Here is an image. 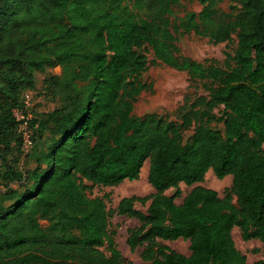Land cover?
<instances>
[{
  "label": "trees",
  "instance_id": "1",
  "mask_svg": "<svg viewBox=\"0 0 264 264\" xmlns=\"http://www.w3.org/2000/svg\"><path fill=\"white\" fill-rule=\"evenodd\" d=\"M196 1L199 11L180 16V0H0V264H131L114 213L139 221L126 242L152 264H264L232 238L237 227L264 246V0H231L228 10ZM190 32L213 43L235 34L237 47L224 67L199 61L178 45ZM149 51L203 90L185 96L177 119L133 113L152 88L140 79ZM56 67L43 84L57 106L39 116L30 105L38 130L25 145L13 110L35 89V71ZM145 162L153 193L115 208L109 194L91 196L95 185L137 179ZM209 170L231 175L223 195L195 185L177 203L180 184ZM179 238L189 254L162 242Z\"/></svg>",
  "mask_w": 264,
  "mask_h": 264
},
{
  "label": "rangeland",
  "instance_id": "2",
  "mask_svg": "<svg viewBox=\"0 0 264 264\" xmlns=\"http://www.w3.org/2000/svg\"><path fill=\"white\" fill-rule=\"evenodd\" d=\"M179 15L184 14V10L199 11L201 5L196 0H180ZM233 3L231 0H224L220 7L228 10V4ZM178 45L181 53L193 59L204 61L206 59L215 60L219 65H225L226 53L233 54L237 47V37L232 35L231 39L225 42L213 43L209 38L197 35L193 32L183 34L180 36ZM149 63L147 69L141 73L140 79L147 83H152V88L147 91H142L134 101L133 113L141 116L146 113L156 112L165 114L170 119H177L176 110L184 102L186 95L193 96L195 93H202L203 90L198 82L191 85L189 75L186 71L174 69L165 65L159 60L154 59L152 51L148 52ZM60 68H48L45 71H35L36 87L32 90H27L24 94V99H29L31 103L32 115H43L48 113L57 106V101L51 95L44 84V79L48 78L51 73H59ZM33 130L37 131L38 126L29 128V135ZM44 133H47L45 131ZM192 133V129L184 132V140ZM35 143L38 147L44 145V138L35 136ZM28 165L33 166L34 161L30 160ZM148 162L143 165L140 175L134 180H124L115 186L95 185L91 190V196H104L109 194V200L106 201L108 208H115L118 201L125 196H145L154 192L153 187L148 182ZM91 184V182H88ZM232 183L231 175H227L222 179L217 178L212 170H209L204 177V180L193 185L180 184L182 194L176 198V202L180 203L186 193L195 185H203L214 189L219 195H223L226 188ZM173 189L167 190L171 194ZM148 201L145 204L135 202V207L143 211L146 210ZM111 229L116 230L114 235L116 245L121 251L123 257L129 260L131 264H152L141 258L142 246L131 250L126 242L128 229L135 227L139 224L136 218L128 217L114 213L110 218ZM232 238L236 248L246 255L248 262H253L258 259H264V246L258 239L243 240L240 231L237 227L232 230ZM164 244L172 249L183 254H189V241L179 238L176 240H163Z\"/></svg>",
  "mask_w": 264,
  "mask_h": 264
},
{
  "label": "built area",
  "instance_id": "3",
  "mask_svg": "<svg viewBox=\"0 0 264 264\" xmlns=\"http://www.w3.org/2000/svg\"><path fill=\"white\" fill-rule=\"evenodd\" d=\"M31 103L29 99H25L24 108H17L13 110V114L20 121L19 130L23 135L25 145L30 144V135H29V127L28 120L31 116L29 110Z\"/></svg>",
  "mask_w": 264,
  "mask_h": 264
}]
</instances>
